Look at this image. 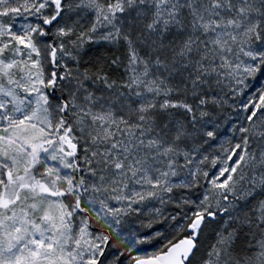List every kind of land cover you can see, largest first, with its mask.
I'll return each mask as SVG.
<instances>
[{"label":"snow or ice","instance_id":"1","mask_svg":"<svg viewBox=\"0 0 264 264\" xmlns=\"http://www.w3.org/2000/svg\"><path fill=\"white\" fill-rule=\"evenodd\" d=\"M0 264H264V0H0Z\"/></svg>","mask_w":264,"mask_h":264}]
</instances>
